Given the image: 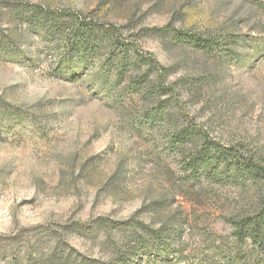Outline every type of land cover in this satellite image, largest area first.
Here are the masks:
<instances>
[{
    "label": "rangeland",
    "instance_id": "374dc122",
    "mask_svg": "<svg viewBox=\"0 0 264 264\" xmlns=\"http://www.w3.org/2000/svg\"><path fill=\"white\" fill-rule=\"evenodd\" d=\"M0 1L7 4L0 10V233L40 225L89 228L99 216L136 215L159 226L164 214L153 217L149 207L158 199L165 215L181 206L188 220L168 258L158 246L139 264L224 263L234 248L228 217L257 201L259 185L204 181V193L197 190L180 151L145 117L149 101L132 89V69L120 77V62L105 70V56L98 54L90 61L75 57L60 73L62 44L56 49L49 35L25 22V7L94 14L121 39L136 42V56L166 70L167 83L181 93L180 123L194 122L223 143L264 147V0ZM8 4L22 9L11 13ZM169 23L238 40L236 50L228 55L175 45L173 33L156 29ZM174 189L183 193L173 202ZM72 244L104 256L81 232ZM215 252L220 257L207 261Z\"/></svg>",
    "mask_w": 264,
    "mask_h": 264
},
{
    "label": "trees",
    "instance_id": "16d2710c",
    "mask_svg": "<svg viewBox=\"0 0 264 264\" xmlns=\"http://www.w3.org/2000/svg\"><path fill=\"white\" fill-rule=\"evenodd\" d=\"M4 4L0 1L2 11ZM8 5L12 7L11 13L22 9L20 4ZM25 8V22L49 35L56 49L62 44V55L57 61L60 73L69 60L79 57L81 61H90L91 56L98 54L105 56L101 67L105 70L117 68V62H120L117 73L120 77L128 68L132 69V89L141 92L143 99L149 101L143 102L145 117L159 126V135L170 137L169 144L180 151L182 168L189 179L195 181L197 190L204 193V181L242 185L250 179L259 185L257 201L228 217L234 248L225 253L224 263L223 258L216 261L217 264H240V261L242 264H264V147L246 145V142L223 143L194 122L180 123L179 119L184 116L178 97L181 93L175 84L167 83L166 70L149 56H136V42L121 39L122 34L94 14L65 13L42 4ZM156 29L173 33V44H190L197 50L215 52L222 49L229 55L236 50L238 43V40L229 43L180 30L172 23ZM119 48L122 57L115 54ZM181 193L183 190L174 189L173 202ZM149 205L153 217L164 214L159 226L144 222L136 215L128 220L99 216L89 228L78 224L58 228L40 225L0 233V264H139L145 252L158 246L163 248L164 257L168 258L170 249L175 248L173 238L183 234L188 213L180 206V210H172L165 215L163 201L158 199ZM80 232L99 246L104 256L95 257L78 250L72 244V238ZM217 253L207 261L220 257Z\"/></svg>",
    "mask_w": 264,
    "mask_h": 264
}]
</instances>
